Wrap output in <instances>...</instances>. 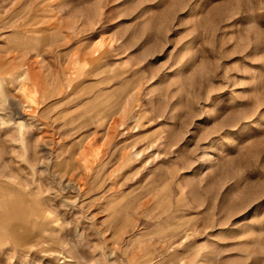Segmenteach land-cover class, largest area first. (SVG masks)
<instances>
[{"label": "rangeland", "instance_id": "374dc122", "mask_svg": "<svg viewBox=\"0 0 264 264\" xmlns=\"http://www.w3.org/2000/svg\"><path fill=\"white\" fill-rule=\"evenodd\" d=\"M0 264H264V0H0Z\"/></svg>", "mask_w": 264, "mask_h": 264}]
</instances>
